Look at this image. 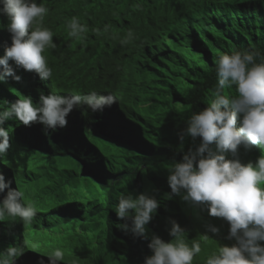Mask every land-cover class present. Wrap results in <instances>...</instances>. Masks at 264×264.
<instances>
[{
    "label": "clouds",
    "instance_id": "clouds-1",
    "mask_svg": "<svg viewBox=\"0 0 264 264\" xmlns=\"http://www.w3.org/2000/svg\"><path fill=\"white\" fill-rule=\"evenodd\" d=\"M47 13V5L37 0H0V156L11 147V128L17 148L50 145L53 152L58 145L66 157L70 152L61 142L106 148L101 139L108 143L112 138L126 139L129 126L143 123L144 116L155 110L154 105L147 111L138 108L155 104L149 82L138 73L127 76L100 58L91 65L97 40L92 44L87 40L81 15L61 16L49 28L42 25ZM55 39L63 43L59 50L51 49ZM99 39L101 45L105 39ZM65 49L71 57L67 51L61 54L71 65L69 72L56 53ZM53 52L60 59H54L55 66L48 58ZM215 65L214 98L187 119L179 137L181 142L191 140L187 152L179 158L173 149L164 154L157 150L158 160L129 170L134 172L120 182L144 187L135 198L119 194L113 211L120 223L118 232L108 231L107 214L93 216L64 235L48 210L26 203L24 193L12 187V179H6L9 167L0 158V221L6 217V225L14 228L9 232L11 245L0 248V264H80L60 250L51 253L40 245L44 237L28 241V250L26 242L17 243L13 230L26 223L41 232L55 231L50 233L56 243L69 244L63 250L81 248L83 264H264V155L254 164L233 156L240 145L264 147V61L257 63L255 53L232 51L220 54ZM233 86L235 96L224 94ZM127 101V116L132 115L124 120L127 125H120L113 118ZM88 122L98 129L87 128ZM167 147L171 146L163 149ZM163 179L182 201V210L174 215L158 201ZM72 202L67 201V207Z\"/></svg>",
    "mask_w": 264,
    "mask_h": 264
},
{
    "label": "trees",
    "instance_id": "trees-1",
    "mask_svg": "<svg viewBox=\"0 0 264 264\" xmlns=\"http://www.w3.org/2000/svg\"><path fill=\"white\" fill-rule=\"evenodd\" d=\"M37 3L48 7L42 23L45 27H55L53 23L61 16L81 15L84 19L81 23L86 25L89 34L87 40L90 44L97 40L89 59L91 65H97L100 58L127 76L138 73L140 79L149 82L155 110L144 116L143 123L129 126L126 139L109 140V150L98 144L90 147L91 144L83 143L77 147L61 142L63 149L70 152L66 156L70 157L68 159L62 156L58 145L53 152H49L52 151L50 145L48 149L44 146L32 150L24 146L17 148L10 127L11 147L0 156L9 167L6 179H12V187L24 193L26 203L48 210L64 235L75 231L93 216L105 217L107 214L110 215L108 231L118 232L120 223L113 211L119 203V194H131L135 198L144 187L138 182L120 183L124 176L134 172H128L129 169L135 170L130 159L142 165L145 161L158 160L157 150L164 154L173 149L171 153L181 154L179 158L187 152L191 140L181 142L179 137L187 128V119L214 98L218 83L215 59L220 54L247 51L256 54L257 63L264 61V0H37ZM52 15L54 17H50ZM110 26L114 30L111 31ZM115 31L117 34L112 35ZM101 37L105 40L100 45ZM53 42L55 47L51 49L59 50L63 46L56 39ZM101 46L106 49L100 50ZM66 51L56 53L65 62L63 69L69 72L71 65L61 54ZM51 54L48 58L55 66L54 59H60L54 52ZM116 81L121 85L122 80L117 78ZM223 91L229 96L237 94L235 86ZM127 102L121 114L113 118L120 125L132 115L127 116ZM174 103L178 104L179 111L172 105ZM159 105L165 109H159ZM172 112L178 117H173ZM87 125L91 130L98 129L96 123L88 122ZM165 145L171 147L163 149ZM212 148L215 151V144ZM141 153L149 154V158ZM261 155H264V147L260 145L251 149L240 145L233 156L244 164H254ZM163 181L158 201L163 203L160 206H169L174 215L175 211L182 210V201L178 195L171 194L167 179ZM97 189L109 190L110 198L109 195L95 197ZM80 195H84L85 200ZM67 201L74 202L67 207ZM6 224L5 217L0 221V248L12 243L9 232L14 228ZM43 230L26 223L23 227L16 226L12 236H17V243L26 242L25 249L28 250L30 240L40 241V238L50 236L55 239L50 233L55 231Z\"/></svg>",
    "mask_w": 264,
    "mask_h": 264
},
{
    "label": "rangeland",
    "instance_id": "rangeland-1",
    "mask_svg": "<svg viewBox=\"0 0 264 264\" xmlns=\"http://www.w3.org/2000/svg\"><path fill=\"white\" fill-rule=\"evenodd\" d=\"M151 105H154V104L148 103L146 105H141L138 108L140 110L147 111V110H150L153 107ZM172 105L174 107H176V108L178 107V104L177 103H174ZM159 106H158L159 109H165V108L162 107V105H159ZM100 142L107 148V150H109L108 142L105 139H101ZM129 155H132V154L129 153ZM65 159H68V158L66 157ZM130 160H131V163L135 167L136 170H141L144 167V165H141V164L137 163L136 161H134L132 159H130ZM78 163H79V161H77V164ZM126 166L129 168V165L128 164ZM129 170H131V169H129ZM168 172H169L168 173V175H169L170 174V169H169ZM109 193H110L109 190L97 189V190H95V194H96L95 197H97V198H104L105 197L106 198L109 195ZM181 194H183V193H181ZM80 198L82 200H85L84 195H80ZM109 198H110V195H109ZM192 203L193 202L190 201V204L191 205H192ZM40 245H42L43 247H45L46 249H48L51 253H54L56 250H60L61 252L64 253V255L67 257V259H69L70 261L83 264V259L81 258V256L83 255V252H82V249L81 248H79V247H72L71 249H65V250L62 249L63 246H68L69 245L68 242H65V243H56L54 241V239H52V237H49L47 240L46 239H43L40 242Z\"/></svg>",
    "mask_w": 264,
    "mask_h": 264
}]
</instances>
